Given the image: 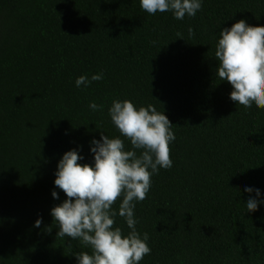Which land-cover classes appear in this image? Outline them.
<instances>
[{"label":"trees","instance_id":"1","mask_svg":"<svg viewBox=\"0 0 264 264\" xmlns=\"http://www.w3.org/2000/svg\"><path fill=\"white\" fill-rule=\"evenodd\" d=\"M241 19L264 26V0H203L183 20L139 0H0V264H76L72 253L91 252L56 237L50 209L66 195L54 172L64 152L91 164L90 141L120 135L116 99L163 111L176 137L172 167L134 209L151 248L140 264H264V205L248 212L255 193L244 192L264 199V108L229 99L214 55L219 31ZM114 227L129 231L120 216Z\"/></svg>","mask_w":264,"mask_h":264},{"label":"clouds","instance_id":"2","mask_svg":"<svg viewBox=\"0 0 264 264\" xmlns=\"http://www.w3.org/2000/svg\"><path fill=\"white\" fill-rule=\"evenodd\" d=\"M141 9L150 15L171 12L175 19L195 17L202 10L203 0H139ZM188 34H194L191 27ZM181 34H178V36ZM216 75L231 86L229 99L246 108H264V26H252L241 19L231 27L222 28L216 38ZM104 78L96 73L76 78L77 88L88 87ZM92 111L103 110V105L89 102ZM108 116L119 132L110 138L103 132L89 143L91 164L78 163L84 157L75 149L64 152L54 172V185L66 198L50 209L56 237L79 240L91 252L72 253L76 264H140L151 253L148 233L137 230L136 202L146 199L151 188V177L161 168L173 165L170 159L171 142L176 137L172 124L163 111L149 104L137 107L128 99L113 100ZM124 137L132 148L125 150ZM139 150V154L137 152ZM244 192L255 193L246 202L248 212L264 205L260 189L245 187ZM54 199H59L52 191ZM118 209H113L117 199ZM124 219L129 231L114 227L116 217ZM42 218L34 222L39 228ZM47 231H51L49 227Z\"/></svg>","mask_w":264,"mask_h":264}]
</instances>
